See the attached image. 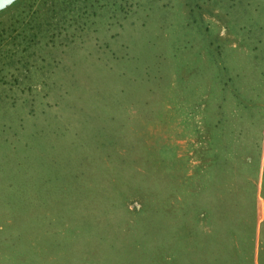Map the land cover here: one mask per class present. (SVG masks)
Returning a JSON list of instances; mask_svg holds the SVG:
<instances>
[{"label": "rangeland", "instance_id": "rangeland-1", "mask_svg": "<svg viewBox=\"0 0 264 264\" xmlns=\"http://www.w3.org/2000/svg\"><path fill=\"white\" fill-rule=\"evenodd\" d=\"M263 122L264 0H15L0 264H264Z\"/></svg>", "mask_w": 264, "mask_h": 264}, {"label": "trees", "instance_id": "trees-1", "mask_svg": "<svg viewBox=\"0 0 264 264\" xmlns=\"http://www.w3.org/2000/svg\"><path fill=\"white\" fill-rule=\"evenodd\" d=\"M15 1V0H14ZM13 1V2H14ZM186 1V4H191V5H197V0H194V2H191V1H189V0H185ZM13 2H11L9 5H11ZM262 127H261V131H260V133L262 134V128H263V126H264V122H263V124L261 125ZM261 134H260V136H261ZM261 139V138H260ZM259 144H260V140L258 141V144H256V148H257V150L259 151ZM257 151V152H258ZM243 157V159L246 161V164L247 163H249V162H251L250 161V159L252 158V157H248V156H242ZM255 170L253 171V174H251V176L252 177H255ZM241 177L240 178H242L244 181H243V185H245L246 184V186H247V189H248V193H249V195H250V199H251V201L254 199L255 200V184H254V182H253V180H252V178H251V176H249V177H246V176H242V175H240ZM246 179H248L247 180V182H246ZM263 186H264V154H263V172H262V175H261V180H260V195L264 198V196H263ZM253 202V201H252ZM261 223H262V221H261ZM261 223H260V227H261ZM260 227H259V232H260Z\"/></svg>", "mask_w": 264, "mask_h": 264}, {"label": "water", "instance_id": "water-1", "mask_svg": "<svg viewBox=\"0 0 264 264\" xmlns=\"http://www.w3.org/2000/svg\"><path fill=\"white\" fill-rule=\"evenodd\" d=\"M14 0H0V10L8 6Z\"/></svg>", "mask_w": 264, "mask_h": 264}]
</instances>
